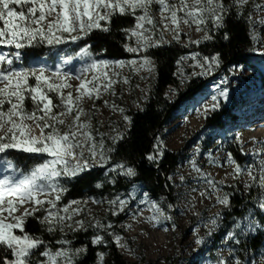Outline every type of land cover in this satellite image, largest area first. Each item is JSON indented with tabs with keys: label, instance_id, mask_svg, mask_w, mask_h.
<instances>
[{
	"label": "rangeland",
	"instance_id": "374dc122",
	"mask_svg": "<svg viewBox=\"0 0 264 264\" xmlns=\"http://www.w3.org/2000/svg\"><path fill=\"white\" fill-rule=\"evenodd\" d=\"M248 3L251 4L250 10L255 25L253 32L255 46L251 65L242 64L225 69L219 65L216 57L207 58L198 53L184 54L177 64V85L168 88L166 98L171 102L177 101L181 93L186 91L190 84L196 82L199 83L198 92L200 93L194 99L186 102V111L167 126L164 136L155 145L153 159L150 160L158 163L167 150L180 152L185 147L188 149L186 152L188 159L183 162V166L177 168L167 177L171 187L169 188L172 198L170 204L165 205L158 198L151 196L144 187L138 185L134 186L128 194H118L114 197L111 207L112 218L126 217L118 230H115L112 221L108 224L105 223L107 209L103 201L96 198L62 203V207L56 209H50V205L47 204L41 206L39 210L50 209L53 212L67 207V212H59V216L65 217V219L54 227H59L61 230L73 229L85 232L91 230L93 233L92 242L95 245H99L103 235L108 234L114 238V243L123 259H127L133 264H236L237 260L241 264L264 263L259 258L244 262L225 243L214 251L210 241L212 235L220 230L223 214L229 206L227 189L234 188L245 195L249 192L248 185L252 184L253 177L260 181L261 171L264 169V118L246 124L239 134L243 155L259 158L255 167L238 166L230 154L228 155L222 150H215L213 154H207L203 147L195 142L197 133L204 125L205 117L212 114L221 103L230 104L233 95H240L241 99L242 97L249 98L250 101H253L251 105L261 106L264 109V92L261 91L258 76L254 71L256 69L264 73V55L260 54L264 53V0H247L245 4ZM151 12L157 21V27L152 29L151 25L145 24V28L150 31L144 32L143 37L133 36L131 32L127 36L126 50L129 47L138 49L137 52L127 50L131 60L117 62L103 57L97 62L106 61L108 62L107 67L101 66L98 70H89L83 73V78L88 81H93V78L99 75V79L94 83L101 87L98 98L97 93L94 92L93 98L89 99L85 96L79 105L84 110L80 122L90 125V128L81 131L90 132L94 139L87 140L83 136L80 137L85 145L83 156L89 160L90 166L78 174L108 165L115 176L127 179L135 177V172L134 175L124 174L131 167L122 165L123 168H121L114 164H107V153L104 152L103 143L98 135L107 138L111 144L119 142L132 124L123 111H143L146 108L158 78L156 63L148 56L150 48L167 42H180L187 45L188 49L193 50L194 46H199L208 40L202 26H199L200 30H197L196 25L181 23L177 29L175 25L165 21L169 26L164 28L160 24L159 5H153ZM141 14V10L137 9L136 15ZM164 15L167 16L168 13H164ZM210 20L214 28H217L214 21ZM73 33L74 36L83 38L87 35V33L79 31ZM161 35H163V39H161ZM145 37H149L148 46L141 47ZM13 51H15L14 48H0V52L11 53ZM145 59L148 63H145ZM64 61L59 58L56 65H52L43 59L24 58L22 54V59L14 61V66L17 68L45 67L50 70L46 75H50L51 71L63 68V71L69 72L71 76H76L79 75L78 69L84 68L92 62L72 65L65 64ZM133 61L134 63H131ZM103 73H107L111 87L103 86L108 83V79H105ZM53 82L61 83L62 81L54 79ZM67 83L73 87L64 88L63 92L67 95L71 91L75 99L79 95L76 92V86L80 81L69 78ZM213 105H216L214 109ZM74 116L75 112L72 115L63 116L61 119L65 121V125H68L72 123ZM24 123L29 126L31 136L36 137L31 133V131H36L39 132V136L36 138L43 139L41 130L35 121L26 120ZM62 130H65L63 126ZM5 132H7V128L0 131V135H4ZM92 144L95 145L96 150L94 162L89 150V145ZM101 153H103L104 159L101 158ZM237 167H239V171H237ZM3 174L4 172L0 168V178ZM225 198L228 203H221V200ZM40 199L54 200L55 193L51 196H41ZM121 201H123L122 204ZM32 208L31 203H26L14 215L21 216L26 209L31 211ZM29 217H25L24 220ZM0 218L5 219V222H15L7 212ZM79 222H83V226ZM256 227L257 224L253 221L252 216L247 215L239 223L235 242L238 244L241 238L253 235ZM41 257L44 260L47 259ZM97 260L96 264H110V259L105 252L100 253Z\"/></svg>",
	"mask_w": 264,
	"mask_h": 264
},
{
	"label": "trees",
	"instance_id": "16d2710c",
	"mask_svg": "<svg viewBox=\"0 0 264 264\" xmlns=\"http://www.w3.org/2000/svg\"><path fill=\"white\" fill-rule=\"evenodd\" d=\"M228 11L224 14L222 26L214 28L212 21L206 20L201 24L205 34L211 37L205 43L194 46L193 50L180 42H167L149 49L148 56L156 63L157 82L153 94L143 111H131L123 113L132 121L130 129L124 137L117 143L111 142L99 136L103 143V150L107 153V164L117 166L125 165L131 167L135 172L133 179L115 176L106 165L104 168L85 171L73 178L61 177L58 183L66 191L60 193V200L57 208L62 207V203H70L77 200H88L92 198L100 199L105 204L108 214L105 223H114L115 230H118L126 217L112 218L111 207L114 197L118 194H128L134 186L144 187L151 196L158 198L166 204H170L171 188L167 177L177 168L183 166V162L188 159L187 148L183 151H165L162 159L158 162H151L148 157L154 153V147L158 140L164 135L167 126L176 117L186 111V102L194 99L198 92L199 83H193L188 89L181 93L177 101H169L166 93L170 86L177 85V64L181 56L188 53H198L207 58H214L219 65L226 68L231 66L251 65L254 53V30L255 25L252 20L251 4L238 5L236 0H223ZM135 18L133 15H113L110 23L100 21L101 25L108 27V31L92 29L87 35L72 42L71 36L74 33H65L67 43L55 47L47 44L37 47H29L22 50L24 58L30 60H45L56 65L59 58L70 61V64H80L88 61H98L109 58L115 61L131 60L126 50L127 36L134 28ZM88 47L91 58L78 55L81 49ZM258 76V84L264 92V73L254 69ZM29 83H34L30 79ZM53 97L54 103H59L56 93H49ZM249 98L233 95L230 104L221 103L212 114L205 117L204 125L197 133L196 143L206 151L213 154L215 150H222L230 154L232 160L240 167H255L259 158L246 156L240 148L239 134L243 127L254 121L264 118V109L261 106L251 105ZM25 107L31 111L32 103L25 101ZM58 111V110H54ZM47 131V130H45ZM9 158L24 172L30 171L44 160L49 159L46 155L25 154L10 150ZM229 194V206L226 208L221 221V228L210 238L213 249L216 251L221 244L225 243L231 251L239 255L244 262L250 259L259 258L264 262V209L260 204L264 202V187L256 179L252 182L248 194L238 192L234 188L227 189ZM247 215H251L257 224L253 235L241 238L237 244L235 235L238 233L239 223ZM45 216L43 209L35 212L24 220V231L33 237H38L44 244L34 250L31 256V264H40L44 261L40 253L43 250H51L53 253L60 250H68L73 255L72 264H96L99 254L107 253L110 264H133L120 255L114 238L108 234L103 235L99 245L92 242L93 233L91 230L84 231L73 229L61 230L54 227V230H47V222L40 223ZM11 223V222H7ZM17 234L19 230H16ZM124 233V232H122ZM65 242V243H61ZM79 250V251H77ZM13 259L12 253L6 248L0 247V264L5 260ZM145 263L146 260L144 259ZM264 264V263H263Z\"/></svg>",
	"mask_w": 264,
	"mask_h": 264
},
{
	"label": "snow or ice",
	"instance_id": "6c2138e0",
	"mask_svg": "<svg viewBox=\"0 0 264 264\" xmlns=\"http://www.w3.org/2000/svg\"><path fill=\"white\" fill-rule=\"evenodd\" d=\"M236 3L243 5L247 0H236ZM153 5H159L160 24L164 28H168L169 25L165 21H169L177 29L184 23L196 25L197 30H200L199 26L205 24L207 19H212L216 27H220L224 14L228 11L223 0H0V48L15 49L11 53L0 52V131L7 128V132L0 135V168L4 172L0 178V217L7 212L15 221L7 223L5 219L0 218V247L10 250L13 257L11 260H5L4 264H31L34 250L41 247L44 241L24 231V218L34 216L45 204L50 205V209H56L60 200L59 193L66 191L58 183V178H73L90 166L89 160L83 156L85 145L80 137L83 136L87 140L94 138L90 132L81 131L90 128V125L80 122L84 110L79 105L85 96L93 98L94 92L98 98L101 85L94 83L99 79V75L95 76L93 81H88L83 78V73L108 66L106 61L92 60L86 67L78 69L79 75L76 76H71L69 72L63 71V68L46 75L50 70L45 67L17 68L14 61L22 59V50L26 48L44 44L55 47L67 43L65 33L71 36L73 32L89 33L92 29L106 32L108 27L101 25L100 21L110 23V17L117 14L134 15L136 25L130 30L131 34L143 37L144 32L150 31L145 28V24L151 25L152 29L157 27V21L151 12ZM137 9L141 10V15H136ZM164 13L168 15L165 16ZM82 38L71 36L72 42ZM148 39L149 37L144 38L141 47L148 46ZM127 50L138 51L135 47H129ZM78 55L81 58H91L88 47L81 49ZM69 62L64 61L65 64ZM145 63H148L147 59ZM103 75L108 79L107 73ZM69 78L80 81L76 86L79 95L75 99L71 91L67 95L63 92L64 88L73 87L67 83ZM30 79L34 80V83H29ZM54 79L62 82L54 83ZM103 86L111 87L110 79ZM52 92L56 93L59 103L53 102V97L49 95ZM26 100L32 103L31 111L25 107ZM215 107L216 105H213V109ZM73 112L75 116L72 123L65 125L61 117L72 115ZM26 120L36 122L43 139L30 135V128L24 123ZM62 126L65 130H62ZM10 150L43 154L49 159L24 172L9 158ZM89 150L94 162L95 145H89ZM101 158L104 159L103 153ZM148 159L153 157L149 156ZM120 167L123 168L122 165ZM124 174L134 175V171L129 168ZM255 180L256 177H253V181ZM260 185L264 187V169L261 171ZM54 193V200L40 199L41 196H51ZM26 203L33 205L32 210L26 209L21 216H15L14 213ZM221 203L227 204L228 201L225 198ZM260 208L264 209V202L260 204ZM50 209H45V216L40 220L41 224L47 222L49 232L65 219L59 216V212L68 211L67 207L57 209L56 212ZM79 223L83 226V222ZM16 230L21 234H17ZM40 255L47 258L40 264H72L75 254L70 255L68 250L55 253L43 250ZM236 264L241 262L237 260Z\"/></svg>",
	"mask_w": 264,
	"mask_h": 264
},
{
	"label": "bare ground",
	"instance_id": "6f19581e",
	"mask_svg": "<svg viewBox=\"0 0 264 264\" xmlns=\"http://www.w3.org/2000/svg\"><path fill=\"white\" fill-rule=\"evenodd\" d=\"M31 133H32L33 135H35L36 137H38V136H39V132H36V131H31Z\"/></svg>",
	"mask_w": 264,
	"mask_h": 264
}]
</instances>
